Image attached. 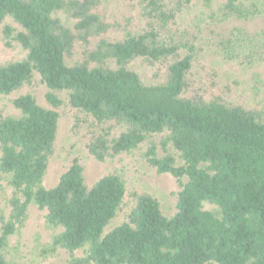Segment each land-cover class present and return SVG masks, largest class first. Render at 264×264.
Here are the masks:
<instances>
[{
	"label": "trees",
	"instance_id": "16d2710c",
	"mask_svg": "<svg viewBox=\"0 0 264 264\" xmlns=\"http://www.w3.org/2000/svg\"><path fill=\"white\" fill-rule=\"evenodd\" d=\"M191 1L140 0L150 29L113 37L97 0H0L5 46L26 51L0 65V95L17 93L10 102L19 111L0 113V172L13 189L8 216L0 214V264H8V239L31 203L46 210L47 226L61 229L41 256L64 249L67 264H264V99L261 107L231 101V84L217 89L216 74L193 80L194 45L165 41L151 27L176 24ZM217 2L223 18L248 21L264 12V0ZM60 11L72 25L54 15ZM238 42L227 40V50L238 55ZM75 46L81 57L68 62ZM140 58L164 61L162 79L144 83L129 67ZM248 58L264 63V43ZM38 83L50 106L73 112L76 141L59 153L60 113L33 91L20 93ZM134 151L175 178V214H165L151 193L128 190L116 173L86 180L83 152L103 162ZM60 156L64 169L45 187L48 163Z\"/></svg>",
	"mask_w": 264,
	"mask_h": 264
},
{
	"label": "rangeland",
	"instance_id": "374dc122",
	"mask_svg": "<svg viewBox=\"0 0 264 264\" xmlns=\"http://www.w3.org/2000/svg\"><path fill=\"white\" fill-rule=\"evenodd\" d=\"M97 1L110 25V36L118 37L126 31L142 32L147 28L150 29L148 24L151 20L148 19L149 16L143 14L140 0ZM164 1L169 2V0ZM171 1L175 2V0ZM218 6L217 0H212L210 8H205L201 0H192L178 14L176 24H169L160 29L159 23L154 22L151 27L158 30L160 37L165 41L185 39L194 45L196 56L192 63L193 80L204 81L210 78V74H216L217 89L225 88L227 90L225 84H231V90H229L231 101L250 106L259 104L258 106L261 107L264 99V91L261 86L264 82V63L250 62L252 58L247 60V54L264 43V12L245 21L233 17H221L218 13ZM54 15L67 25L73 24V20L63 11ZM9 23L20 30L13 21H9ZM230 39H239L237 46H242L243 50L239 51L238 55H234L231 49L227 50V40ZM237 46L235 48L238 49ZM230 54L231 58L228 57ZM25 56L26 51L19 44L13 42L11 47H7L0 35V65L8 61H19ZM80 57L81 49L79 46H75L72 58L67 61H74ZM248 62L252 64H248ZM129 67L139 75L144 83L148 84L162 79L165 63L164 61L153 63L140 58L130 63ZM36 79L38 80V76ZM30 89L23 87L20 93L33 91L40 104L60 113L56 138V149L59 153L63 147L76 141L69 131L73 121V112L66 106L58 108L50 106L44 97L46 92L44 84L38 83ZM16 94L0 95V113L4 115L19 114V111L14 109L10 102V99ZM83 155L84 176L89 183L94 182L105 173H116L122 177L128 190L140 188L151 193L159 200L165 214H175L179 190L175 178L169 173H157L141 158V151L120 154L103 162L95 160L86 152H83ZM63 169V158L61 156L60 158L52 157L48 163L43 185L45 187L55 185ZM12 192L8 176L0 172V214L4 217L9 214V200ZM204 208L211 209L213 206L205 203ZM45 215V209L38 208L34 203L28 205L24 225L8 239L5 254L8 264H67L70 254L64 249L59 248L46 257L40 254L41 245L49 242L52 236L61 230L47 226ZM75 254L81 255L83 250H78Z\"/></svg>",
	"mask_w": 264,
	"mask_h": 264
}]
</instances>
